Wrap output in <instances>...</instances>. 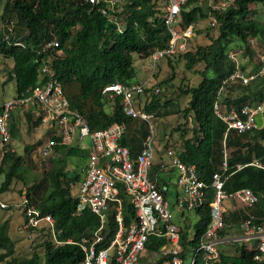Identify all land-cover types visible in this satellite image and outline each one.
Returning <instances> with one entry per match:
<instances>
[{"label":"trees","instance_id":"1","mask_svg":"<svg viewBox=\"0 0 264 264\" xmlns=\"http://www.w3.org/2000/svg\"><path fill=\"white\" fill-rule=\"evenodd\" d=\"M2 21L11 23L18 19L26 30L25 34L14 37L11 33L5 36L0 31V57L13 59L14 65L9 72L16 83V97L45 84L48 77L41 74L42 61H49L50 67L63 87L70 102V107L82 114L91 129L99 131L113 123H126L127 132L121 144L131 150L132 157L138 155L143 142L150 135L142 134L137 128V118L128 117L123 110V98L118 96L112 101L103 95L106 86L115 83L134 84L136 76L133 54L141 58H151L155 51L168 47L171 34L165 23V7L162 0H118V19L123 28L108 16L103 15L99 8L83 0H3ZM168 3L167 0H165ZM202 0H188L182 7V26L187 28L198 25L201 20L215 16L217 19L218 36L211 38L210 43L199 45L194 51H186L167 56L170 59L180 57L189 71L198 65L201 81L196 86L181 87V94L189 98L184 109H171L170 101L160 105L158 94L151 87L135 97L136 105L147 113H155L160 118L169 115H181L185 123L178 124L174 132L179 137L174 143L165 144L166 149L173 147L183 163L195 166L201 180L211 185L216 173L225 172V190L232 194L239 190L250 189L258 196L256 205L239 208L226 214V231L224 234L237 233V227L245 219H254L264 224V169L249 165L254 158L264 163V124L258 130L238 134L227 133V125L214 112V103L219 100L223 106L240 110L245 105H255L264 101V78L244 85L240 82L228 83L226 90L219 95L223 80L227 79L235 68L229 58L236 40L248 44L251 39H264V25L258 18L250 16L253 5L264 4V0H235L224 11L206 6ZM14 32V30H13ZM200 33L199 30H197ZM50 41H57V48L44 50ZM247 53L253 51L246 46ZM260 63L252 72L260 68ZM246 70L245 66L242 67ZM154 75V74H153ZM171 77L159 85L169 84ZM161 91V90H160ZM153 93L150 101L144 100ZM162 107V108H161ZM28 120L32 117L26 112ZM15 113L12 114L11 119ZM36 123L41 125L39 118ZM12 137L17 136L15 123L11 126ZM7 145L0 148V175L4 181L0 193L9 191L16 180H24L23 171L27 157L36 148V144H27L24 154H20ZM54 159L47 162V170L41 178H35L28 185L25 195L31 206L43 215H51L56 222L57 240L50 238L41 245L43 255L37 251L27 257L18 256L16 243L10 236L9 220L0 219V264H82L84 252L81 247L83 240L92 242L100 229V220L89 210L77 214L78 200L71 184L82 180L89 151L80 147L57 145L54 148ZM79 157V164H70L69 160ZM47 159V158H46ZM71 165V166H70ZM242 166L238 169V166ZM72 166H76L77 170ZM71 167V169H70ZM160 164H153L150 177L155 179ZM162 187V182H159ZM167 186V185H166ZM172 194L165 193L169 197ZM122 199V215L127 228L135 219V211L124 187H120ZM177 195L173 197L174 204ZM212 200L209 194L208 203ZM197 207L192 214L198 220L194 225V233L190 236L192 225L180 226L181 244L186 252H196L200 238L211 225L209 204ZM13 207V206H10ZM185 216V214H183ZM24 230V229H23ZM118 231L114 204L108 213L107 225L100 235L104 238L98 247L106 248ZM29 237L37 238L42 234L29 230ZM167 243L164 238L151 237L147 249L158 252ZM236 254L231 255L220 251L219 259L214 264H264V256L256 250L236 245ZM161 263V262H159ZM196 264H204L201 258Z\"/></svg>","mask_w":264,"mask_h":264},{"label":"built area","instance_id":"2","mask_svg":"<svg viewBox=\"0 0 264 264\" xmlns=\"http://www.w3.org/2000/svg\"><path fill=\"white\" fill-rule=\"evenodd\" d=\"M83 1L98 7L103 15L117 24L120 31L123 30L116 15L118 0ZM167 1L164 19L171 40L167 48L154 52L152 58L155 63L162 57L186 52L188 42L194 34L193 26L181 27L182 7L188 0ZM234 2L235 0H224L213 9L224 11ZM210 25L212 27L217 25L215 16L210 17ZM58 46L57 41H50L44 50ZM229 57L235 61V68L232 74L223 80L219 95L226 90L228 83L240 82L248 85L259 78H264V55L259 59L260 68L256 72L243 70L234 54H230ZM40 71L42 75L48 77L45 84H40L0 105V148H5L11 143L12 114L18 110L29 113L35 108L40 123L52 132L49 141L40 148V154L44 158L50 156L57 145H79L89 151L82 180L71 184L78 200L77 214L89 210L100 220V229L96 232L95 239L92 242L85 239L80 244L84 252L82 264H138L141 254L153 236L167 240V244L160 250V257L167 260L168 264H196L200 258L204 264H214L219 259L221 248L236 245L256 250L260 253L257 259L264 256V224L256 223L254 219H245L237 227V233L224 234L228 213L225 203L232 201L237 205L253 207L259 201L258 196L250 189L239 190L232 194L226 192V163L223 172L216 173L211 185H208L201 180L195 166L183 163L176 150L169 147L166 153L171 159V168L178 173L177 186L180 195L176 202L177 211L184 214L207 204L209 192L212 191V200L208 203L211 225L200 238L196 252H186L184 256L185 249L181 244L180 227L174 222L171 205L165 196L167 188L159 187L158 180L150 177L156 156L153 132L144 141L141 153L133 158L130 148L121 144L127 132L126 123H113L105 129L91 131L86 118L70 107L62 84L54 78L50 62L42 61ZM148 87L147 83L131 85L115 83L106 86L103 95L108 96L112 101L121 96L123 110L128 117L151 124L153 115L138 109L135 100V97L143 94ZM159 92V88L154 91L155 94ZM214 112L226 123V136L232 131L242 134L258 130L261 127L260 120L264 124V101L255 105H245L238 110L223 106L219 100H216ZM86 139L89 140L88 145H85ZM249 165L264 169V163L258 158H254ZM241 168L242 166L239 165L238 169ZM121 186L124 187L135 211V219L127 228L123 222ZM111 204H114L116 211L118 231L111 244L101 248L98 244L104 238L100 232L107 225ZM14 207L22 211L24 230H36L35 233L42 234L40 230L44 229L52 234L56 243H59L57 234L60 232L56 229L54 218L48 214L43 215L31 206L25 194L20 203L15 204ZM0 208L8 209L10 206L0 202Z\"/></svg>","mask_w":264,"mask_h":264},{"label":"rangeland","instance_id":"3","mask_svg":"<svg viewBox=\"0 0 264 264\" xmlns=\"http://www.w3.org/2000/svg\"><path fill=\"white\" fill-rule=\"evenodd\" d=\"M223 1L224 0H202V2L206 4V6L212 8L219 6ZM161 4L166 8L167 3L165 0H162ZM3 9L4 1L0 0V31L4 33L5 36L10 33L14 37L25 34L26 30L21 24H18L17 18H13L11 23H9L7 20L5 22L2 21V16L4 13ZM250 16L258 18L259 21L264 25V4L259 6L253 5L250 9ZM181 27L184 28L182 26V20ZM197 30H199L200 33H198ZM217 36V27L215 28L210 25V18L201 20L196 28L194 27V34L188 42L187 51H194L199 45L209 44L211 38H216ZM246 46H249L253 51L252 56L247 53ZM180 54H178L177 57L171 59L167 56L162 57L157 61V63L154 62L152 57L141 58L138 54H133V63L136 70V76L132 80V83H147L154 91L155 89L159 88L161 91L157 96L160 99V105L162 107H164V104L167 101H170L171 103L169 104V107L171 109H173V107L174 109H184L188 104L189 98L181 94L180 88L185 85H198L201 81V76L198 71L202 70L204 66L198 65L193 70L189 71L185 68V62L180 57ZM230 54L235 55L236 61L240 64L241 67L245 66L246 71H253L259 63L260 57L264 55V39H251L248 41V44H244L243 42L236 40L234 48L229 52V55ZM233 62L235 63V61ZM13 65V59H1L0 57V101H8L16 97V83L8 76L9 72L13 68ZM170 77L172 79L169 84L159 85L160 82ZM152 95V92L149 93L147 95V98L144 100L148 99V101H150L152 99ZM19 112L21 116L15 123L18 134L17 136L12 138L9 145H11V149L20 154H24V148L27 144H36V148L32 151L29 157H27L24 166L25 171H23L24 180H16L9 191L0 193V202L2 201L9 206H13L8 209L0 208V219L7 218V220L11 222L10 236L16 243V253L18 256L27 257L34 251H37L42 256L43 252L40 245L45 240L50 238L49 233L45 231L46 233H44L43 237L37 238L35 235H33L30 238V232L22 229V211L20 208H15L14 206L15 204L20 203L23 195L26 193L28 185H31L34 182L35 178H41L43 176V174L47 170V162L50 163V159H54V150L50 156L46 157L47 159L40 154V148L49 141L52 132L48 131L43 126L38 125L35 122L36 120H28L26 117V112H23L21 110ZM153 116L154 117L151 120L152 125L149 122L138 119L136 128L140 132H142V134L145 133V131H148L150 134H152L153 132L154 147L156 151L154 163H161L160 169L164 170L167 169V167L171 168V159L166 153L165 144L167 142H170V145H176L174 142L177 141L179 137L178 133L174 132L172 138H170L169 135L173 132V129L178 124L185 123V120L179 114L169 115L166 118H160L155 113H153ZM88 144L89 140L86 139L85 145ZM74 146L76 147V145ZM69 162L70 164H72L73 162L74 164H79L80 159L79 157H75L73 159H70ZM164 165H166L165 168H162V166ZM72 167L77 170L76 166ZM177 177V173H175L173 176L174 183ZM3 181L4 177L0 175V186ZM172 187L174 189L177 188L175 185H173ZM170 201L174 202V199L170 198ZM173 214L174 222L176 224H179L182 221L180 213L177 210H174ZM186 217L190 219L186 221V225H192L190 230V236H192L194 233L193 227L198 218L194 214H188ZM222 251L231 255H235L236 247H224L222 248ZM156 259H158L157 254L149 252L147 260H144V262L147 264H153Z\"/></svg>","mask_w":264,"mask_h":264},{"label":"crops","instance_id":"4","mask_svg":"<svg viewBox=\"0 0 264 264\" xmlns=\"http://www.w3.org/2000/svg\"><path fill=\"white\" fill-rule=\"evenodd\" d=\"M260 66V65H259ZM246 71V70H245ZM247 72H252V71H247ZM8 76H9V74H8ZM9 77H12V76H9ZM139 84H143V83H139ZM149 85V84H148ZM149 87H150V85H149ZM105 96V95H104ZM9 101V100H8ZM5 102H7V101H4V100H2V101H0V105H2V104H4ZM136 107L138 108V106L136 105ZM138 109H140V108H138ZM20 110H18V111H16L15 112V114H14V116H13V118L11 119V121H10V127L12 126V124L13 123H16L18 120H19V117L21 116L20 115V112H19ZM32 112H33V114H32V112H29V114H30V116L32 117V119L31 120H36V119H38V116H37V112H36V109L34 108L33 110H31ZM150 114H152V113H150ZM36 115V116H35ZM153 115V114H152ZM27 117V116H26ZM154 117V116H153ZM37 121V120H36ZM35 121V122H36ZM261 121V120H260ZM19 126V125H18ZM41 126H43L42 124H41ZM45 129H47L48 131H50L49 130V128H46L45 127ZM151 135V134H150ZM149 135V136H150ZM13 138V137H12ZM143 145H144V142H143ZM142 145V146H143ZM69 146H73V147H75L74 145H69ZM76 147H80L79 145H76ZM81 148V147H80ZM143 150V147H141L140 148V150L138 151L139 153L138 154H140L141 153V151ZM15 151V150H14ZM177 152V151H176ZM154 165L155 164H158V163H153ZM161 164V163H160ZM164 164V163H163ZM165 166L166 165H164V168H165ZM163 168V167H162ZM164 170H166V171H164ZM160 169L159 171H158V173L156 174V177H155V179L156 180H158L159 182H162V186L163 187H165V188H167V191L166 192H169L170 194H172L171 196H167L166 197V199H167V201H169V203H170V205H171V209H172V212L174 211V210H177L176 209V202H177V198H178V196L180 195V190H179V188H178V186H177V181H178V177H177V179H176V181H175V183H174V178H173V176H174V174L175 173H177V171L176 170H173L172 168H168L167 167V169ZM169 170H170V172H169ZM177 176H178V173H177ZM167 185V186H166ZM173 185H175L177 188L176 189H174L172 186ZM171 190H173V191H171ZM210 193H212V191H210L209 192V194ZM177 195V198H176V201H175V204H174V202H171L170 201V198H173L174 196H176ZM208 197H209V195H208ZM2 202V201H1ZM4 203V202H3ZM226 208H227V210H228V213L229 212H232V211H234V210H236V209H239V208H249V207H244V206H241V205H237V204H235L234 202H232V201H227V203H226ZM238 206V207H237ZM185 214V216L182 214V213H180V217H181V219H182V221L178 224V226L180 227L182 224H186V221L187 220H190L189 218H187L186 216L188 215V214H192V212H186V213H184ZM174 215V214H173ZM3 221H6L7 220V218H5V219H2ZM190 222V221H189ZM10 228H11V222L9 221V230H10ZM23 229V228H22ZM157 238H159V237H157ZM165 239V238H164ZM167 244V243H166ZM165 244V245H166ZM165 245H163V246H165ZM162 246V247H163ZM161 247V248H162ZM161 248H160V250H161ZM224 248V247H223ZM160 250L158 251V252H155V251H150V250H148L147 249V247H146V249L143 251V253L141 254V257H140V260H139V263L138 264H147V263H145L144 262V260H147V257H148V254H149V252H152L153 254H157V258L158 259H156L155 261H154V263L153 264H168V262H167V260H165V259H163V258H161L160 257ZM221 250H222V248H221ZM159 262H161V263H159Z\"/></svg>","mask_w":264,"mask_h":264},{"label":"bare ground","instance_id":"5","mask_svg":"<svg viewBox=\"0 0 264 264\" xmlns=\"http://www.w3.org/2000/svg\"><path fill=\"white\" fill-rule=\"evenodd\" d=\"M32 114H33V112H32ZM36 116V115H35ZM37 120V119H36Z\"/></svg>","mask_w":264,"mask_h":264},{"label":"water","instance_id":"6","mask_svg":"<svg viewBox=\"0 0 264 264\" xmlns=\"http://www.w3.org/2000/svg\"><path fill=\"white\" fill-rule=\"evenodd\" d=\"M11 79H13L12 77H10Z\"/></svg>","mask_w":264,"mask_h":264}]
</instances>
